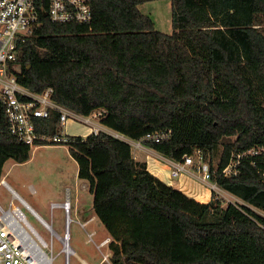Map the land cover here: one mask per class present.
Masks as SVG:
<instances>
[{
  "label": "trees",
  "instance_id": "trees-1",
  "mask_svg": "<svg viewBox=\"0 0 264 264\" xmlns=\"http://www.w3.org/2000/svg\"><path fill=\"white\" fill-rule=\"evenodd\" d=\"M143 0H91L87 22H55L36 0L41 24L18 43L19 81L54 87V100L81 114L106 107L102 123L183 160L210 154L212 178L247 204L202 202L153 174L131 144L101 129L68 143L93 208L112 236V264H264V160L233 151L264 145V0H172L173 31L156 29ZM40 133L61 131L60 113L37 118ZM0 105V181L5 162L30 158ZM219 157L217 165L213 158Z\"/></svg>",
  "mask_w": 264,
  "mask_h": 264
},
{
  "label": "built area",
  "instance_id": "built-area-1",
  "mask_svg": "<svg viewBox=\"0 0 264 264\" xmlns=\"http://www.w3.org/2000/svg\"><path fill=\"white\" fill-rule=\"evenodd\" d=\"M46 13L55 22H87L92 18L91 0H49V10ZM40 24L36 0H0V105L9 122V131L31 147L47 142L70 143L73 134H66L62 130L68 120L83 123L91 128V132H98L101 130L99 122L108 113L106 107L95 108L87 115L78 113L54 100L53 86L34 91L19 81L18 43ZM52 110L60 113L61 131L54 134L38 132L37 118L50 116ZM115 135L120 137L119 134ZM170 136L169 129L148 133L138 140V144L146 141L159 142ZM258 157L264 160V145L233 151L229 163L222 171L236 175L243 158L251 159L252 164L257 165ZM165 161L172 166L173 176L188 171V166H196L213 192L222 193L224 190L217 181H213L215 170L211 169L210 162L199 148H195L183 160L165 158ZM260 171L264 175V167L261 166ZM15 198L16 195L13 194L6 206L0 202V264H53L54 237L62 243V251L66 254L65 264H70V255L76 254L71 245L73 203L70 195L63 201H54L51 204L52 209L60 207L65 212L63 235L45 222V226L52 233L51 241H47L39 233L27 218L24 209L15 204ZM87 222H82L84 228ZM94 237L95 231L87 230V241H95ZM105 244H110L109 237L101 240L97 246L102 250ZM110 256V252H103L102 261H110Z\"/></svg>",
  "mask_w": 264,
  "mask_h": 264
},
{
  "label": "rangeland",
  "instance_id": "rangeland-1",
  "mask_svg": "<svg viewBox=\"0 0 264 264\" xmlns=\"http://www.w3.org/2000/svg\"><path fill=\"white\" fill-rule=\"evenodd\" d=\"M142 12L149 14L155 21L156 29L171 33L173 31V13L172 0H143L140 4ZM100 129L116 134L113 130L99 122ZM91 128L83 123L68 120L63 125V132L66 134L91 132ZM118 134V133H117ZM126 136V135H125ZM132 148L135 143L126 136ZM211 155L208 154L206 160L210 162ZM216 166L219 157L213 158ZM2 179L14 186L24 198L39 212L43 219L31 211L30 207L18 196L15 198V204L20 205L26 212L27 218L47 240L51 241L52 233L45 226V222L52 225L56 232L61 235L65 230V212L60 207L51 208L54 201H62L65 198L57 195L60 189L69 186L72 189L71 200L73 203L72 218L70 225L71 245L76 254L70 255V264H109V261H102L103 252L110 250L109 244L102 246V250L97 244L107 236L106 229L102 227L99 221H92L88 225H82V222H89L94 213L93 198L94 194L90 191L89 185L85 189L82 179L78 175V163L69 150L68 143H42L31 148L30 158L26 161H17L15 158H9L3 168ZM3 181V180H2ZM0 183V202L8 205L14 194L7 183ZM214 181V179H213ZM88 183V182H87ZM34 186L35 192H31L30 186ZM226 206L229 202L247 204L233 193L223 190L217 193ZM77 197H80L79 211L76 210ZM258 213L264 215V210L254 207ZM87 222V223H88ZM96 228L95 241H87V231ZM55 255L53 264H65L66 254L62 251V243L54 237ZM86 262V263H85Z\"/></svg>",
  "mask_w": 264,
  "mask_h": 264
},
{
  "label": "crops",
  "instance_id": "crops-1",
  "mask_svg": "<svg viewBox=\"0 0 264 264\" xmlns=\"http://www.w3.org/2000/svg\"><path fill=\"white\" fill-rule=\"evenodd\" d=\"M105 127H107V126H105ZM110 130H111V128H110ZM113 132H116V131L113 130ZM89 133H91V132L76 133V134L88 135ZM118 134L120 135V137H124L125 139H129L124 134H121V133H118ZM130 140H132L136 144L135 148H132V152H133L134 157L137 160L146 161L148 169L153 174L158 176L161 180L165 181L168 184L175 186L176 188H179L180 190H182L186 194L196 198L199 201L208 202L212 198L213 190L208 186V182L202 178V174L198 171L196 166L195 167L188 166V169H189L188 171H184L178 176H173L172 172H171L172 166L170 165V163L165 161V158H169V157L163 155L162 153L158 152L154 148L150 147L146 142H142L141 144H138V140H135L132 138ZM2 174H3V172H2ZM2 180H4V179H1V181ZM1 181H0V183H1ZM4 181H5V183H7L8 187L13 191L14 195L20 197L30 207L32 212L36 213V215H38L41 219H43L42 216L39 214V212L35 209V207H33L14 186H12L6 180H4ZM82 181H83V185H84L85 189H87L88 188L87 181L84 179H82ZM29 189L31 190V192L36 191V189L32 185L29 187ZM71 193H72V189L69 186H66V188L60 189L57 192V195L66 198V196L68 194L71 197ZM79 203H80V197H77V202H76V210L77 211H79V208H80ZM43 220L45 221V219H43ZM95 220L99 221L100 224L102 225V227L106 229L107 236L105 238L109 237L110 241H111L112 236H111L110 232L106 228L105 224L97 216L95 210H94L93 215L91 216V219H89V222L86 225H88L89 223H91L92 221H95ZM88 231H89V229H88ZM91 231H95V234H97L96 228L92 229ZM108 252L112 253L111 249ZM109 264H112V262L109 261Z\"/></svg>",
  "mask_w": 264,
  "mask_h": 264
},
{
  "label": "water",
  "instance_id": "water-1",
  "mask_svg": "<svg viewBox=\"0 0 264 264\" xmlns=\"http://www.w3.org/2000/svg\"><path fill=\"white\" fill-rule=\"evenodd\" d=\"M45 14H47V13L45 12ZM18 69L22 70V65L21 64L19 65Z\"/></svg>",
  "mask_w": 264,
  "mask_h": 264
},
{
  "label": "bare ground",
  "instance_id": "bare-ground-1",
  "mask_svg": "<svg viewBox=\"0 0 264 264\" xmlns=\"http://www.w3.org/2000/svg\"><path fill=\"white\" fill-rule=\"evenodd\" d=\"M91 130V129H90ZM117 134V133H116Z\"/></svg>",
  "mask_w": 264,
  "mask_h": 264
}]
</instances>
